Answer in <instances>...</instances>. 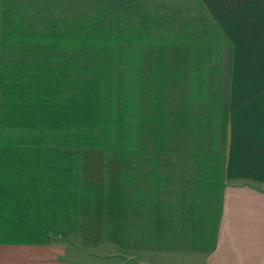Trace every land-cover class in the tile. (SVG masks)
Wrapping results in <instances>:
<instances>
[{
  "label": "trees",
  "instance_id": "trees-1",
  "mask_svg": "<svg viewBox=\"0 0 264 264\" xmlns=\"http://www.w3.org/2000/svg\"><path fill=\"white\" fill-rule=\"evenodd\" d=\"M99 3L88 20L32 29L16 0H0V243H56L48 232L60 228L56 209L71 210L67 199L47 200L24 178L58 182V174L67 184L74 174L80 190L71 204L80 215L71 211L70 217L78 219L83 247L102 240L127 245L140 195L150 212L152 243L159 244L167 221L157 196L165 183L153 166L161 164L164 150L176 149L168 135L180 127L200 159L217 158L208 144L216 112L225 153L233 56L226 36L206 37L204 29L170 32L137 0ZM216 47L222 51L220 90L214 87L215 66L200 57ZM193 117L200 125L195 143ZM48 139L54 147H43ZM207 170L199 168L190 183L198 200L216 190V221L220 183H212ZM12 175L21 177L17 183L29 195L14 188ZM199 207L192 210V230L204 222Z\"/></svg>",
  "mask_w": 264,
  "mask_h": 264
},
{
  "label": "rangeland",
  "instance_id": "rangeland-1",
  "mask_svg": "<svg viewBox=\"0 0 264 264\" xmlns=\"http://www.w3.org/2000/svg\"><path fill=\"white\" fill-rule=\"evenodd\" d=\"M20 11L27 14L25 20L26 27H32V29H40L49 24L60 23L63 20L78 18L83 20L90 19L91 16L97 14L101 9L99 0H16ZM139 5L144 11L150 13L151 18L157 25L165 26L170 32H186L191 31L196 34L198 30L204 29L206 37L222 34L221 30L210 17L207 9L204 7V3L201 0H137ZM218 2H226V0H217ZM264 11V4L257 5ZM118 21L123 23L122 15L119 14ZM154 17V18H153ZM164 17V18H162ZM260 25L264 24L261 21ZM160 23V24H158ZM262 34V40L264 38V28L260 30ZM263 44V42H262ZM206 49V47L204 48ZM264 49V45H263ZM257 53V52H256ZM200 57H204L206 62L215 66L216 75L214 81V87L216 90H220V65L222 60L221 48H213L209 54H204ZM263 74L264 67L262 64L254 66V73ZM186 105V101L183 102ZM217 113L214 112L211 116V122L213 130L211 136L208 139V144L213 149V153L217 155V158L209 156L208 158L200 159L197 155L196 149L190 148L188 143V136L186 138L182 136L181 128L177 129L175 133H171L168 137H171V143H177L176 149H166L161 154V166H153L156 171L161 172L163 177L164 187L160 194L157 196L162 207L163 214L167 224L164 229V240L159 244L152 243V235L149 226L148 208L146 206L145 196L140 195L139 203L135 210L131 211L130 219L133 221L131 230L128 233V242L125 246H116L113 243L102 240L96 247H83L81 245V239L79 234V228L77 227L78 219L70 217L71 211L79 218L80 211L72 205V198L74 199L76 192L80 190V186H76L74 183V174L70 176V183L62 184L60 179H64L63 175L58 176L56 173L50 175H56L58 182H53L45 177L38 184L31 183L25 179V182L36 190L37 193L47 200L52 196H61L60 201L64 199V195L67 199L70 211L64 210L61 206L56 209L57 216L55 219L60 222V228L57 226H51L49 235L52 237H58L57 244L65 246L68 250L75 253L76 258H82L89 264H120L124 262H131L132 260H138L139 258H152L153 255L161 254L163 256L169 255L180 258L183 253H186L188 249L192 251L202 250L205 251L210 246L211 232L213 231V225L215 224L214 212L216 211V203L213 202L211 197H216V190H211V196L209 193L205 199L198 200L196 193L192 190L194 185L193 178L198 176L199 168H206V170H212V173L207 170V177H212V183L215 181L217 185L222 181V177L219 178V173L223 169V156L219 146V120L216 118ZM152 117V116H151ZM192 119V118H191ZM199 118H194V125H191V135L193 142L199 138L198 130L200 129L196 121ZM183 135L186 134L185 130H189V126L183 127ZM137 131V130H136ZM179 135V137H178ZM190 137V136H189ZM165 144L169 145L170 140L165 139ZM192 141V139L190 138ZM135 146L137 140H134ZM186 144L187 147H184ZM54 147L55 143L52 139L47 140L43 147ZM220 151V153H218ZM217 152V153H216ZM197 157V159H196ZM209 166V168H208ZM12 172V171H11ZM13 173V172H12ZM11 173V174H12ZM58 173V172H57ZM15 179L13 186L19 192H23L29 195L26 191L29 190L19 184L21 177L12 175ZM11 176V178H12ZM52 179V177H50ZM205 179V178H204ZM219 179V181H218ZM32 180H35L32 178ZM210 181V180H209ZM191 182V183H190ZM60 184L63 185L60 188ZM40 185V186H39ZM144 187L143 189H145ZM140 191V190H139ZM142 191V189H141ZM134 190L131 191V194ZM152 194L149 195L151 197ZM70 200V201H69ZM11 202V201H10ZM219 202V201H218ZM217 202V203H218ZM12 203V202H11ZM201 203V207L199 204ZM57 203H53V207ZM12 206V204H11ZM203 217L204 222L196 226L192 230V210H197ZM53 216V215H51ZM166 253V255H162ZM131 258V261H130ZM160 258V259H161ZM177 259V257L175 258ZM159 260V258L157 259ZM169 261L172 258H168Z\"/></svg>",
  "mask_w": 264,
  "mask_h": 264
},
{
  "label": "crops",
  "instance_id": "crops-1",
  "mask_svg": "<svg viewBox=\"0 0 264 264\" xmlns=\"http://www.w3.org/2000/svg\"><path fill=\"white\" fill-rule=\"evenodd\" d=\"M201 1L233 47L212 241L205 251L188 249L177 259L163 253L120 264H264V75L252 74L254 66L264 67V11L257 6L264 0ZM0 264L89 263L57 243L7 242L0 243Z\"/></svg>",
  "mask_w": 264,
  "mask_h": 264
}]
</instances>
